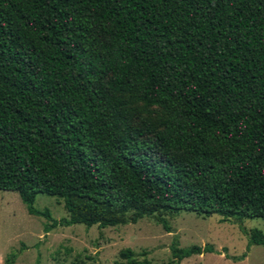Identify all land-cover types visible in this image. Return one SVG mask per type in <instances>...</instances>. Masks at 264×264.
I'll return each instance as SVG.
<instances>
[{
    "label": "trees",
    "instance_id": "1",
    "mask_svg": "<svg viewBox=\"0 0 264 264\" xmlns=\"http://www.w3.org/2000/svg\"><path fill=\"white\" fill-rule=\"evenodd\" d=\"M0 189L45 231L264 218V0H0Z\"/></svg>",
    "mask_w": 264,
    "mask_h": 264
},
{
    "label": "rangeland",
    "instance_id": "2",
    "mask_svg": "<svg viewBox=\"0 0 264 264\" xmlns=\"http://www.w3.org/2000/svg\"><path fill=\"white\" fill-rule=\"evenodd\" d=\"M32 205L47 208L56 220L66 216L62 200L54 196L37 194ZM163 217L168 231L152 216L107 227L58 224L45 231L49 222L44 217L28 214L15 191L0 189V264H112L126 247L138 258L146 252L152 264H174L169 251L173 240L179 247L208 244L213 248L176 264H264V248L247 247L250 229L264 234V218L237 222L218 214L200 216L187 211Z\"/></svg>",
    "mask_w": 264,
    "mask_h": 264
}]
</instances>
